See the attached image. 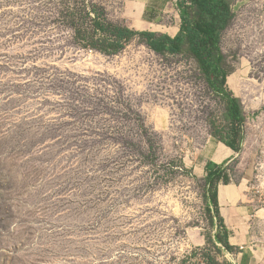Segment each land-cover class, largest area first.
I'll return each mask as SVG.
<instances>
[{
    "label": "rangeland",
    "instance_id": "1",
    "mask_svg": "<svg viewBox=\"0 0 264 264\" xmlns=\"http://www.w3.org/2000/svg\"><path fill=\"white\" fill-rule=\"evenodd\" d=\"M92 4L135 28L124 0H0V264H240L198 171L223 100L187 52L83 47ZM232 4L220 48L246 117L227 181L264 236V10Z\"/></svg>",
    "mask_w": 264,
    "mask_h": 264
},
{
    "label": "trees",
    "instance_id": "2",
    "mask_svg": "<svg viewBox=\"0 0 264 264\" xmlns=\"http://www.w3.org/2000/svg\"><path fill=\"white\" fill-rule=\"evenodd\" d=\"M179 0L177 9L180 17L179 30L175 36L154 31H138L126 25L109 21L103 9L90 5L79 11L81 20L89 17V26L80 25L75 28L77 38L83 47L98 50L112 55L120 52L135 37L145 43L158 54H176L187 52L194 57L214 93L223 100L224 119L227 127L213 130L211 135L220 143L238 152L243 135L241 126L245 120L240 99L227 88L228 80L225 55L220 48L222 32L229 26L234 17L232 0ZM226 161L216 164L208 161L205 164V176L202 178L204 189L209 193L206 201L214 217L222 229L217 240L226 248H231L229 236L231 232L219 215L217 203V185L228 183Z\"/></svg>",
    "mask_w": 264,
    "mask_h": 264
},
{
    "label": "crops",
    "instance_id": "3",
    "mask_svg": "<svg viewBox=\"0 0 264 264\" xmlns=\"http://www.w3.org/2000/svg\"><path fill=\"white\" fill-rule=\"evenodd\" d=\"M122 13L125 19L139 31H154L175 36L179 30L180 17L175 9L174 0H124ZM263 3L264 0H260ZM172 15L171 23L155 24V21ZM127 26V25H126ZM129 27V26H128ZM237 152L228 146L217 142L210 154L199 163L200 176H205V164L212 161L221 164L232 161ZM198 166V165H197ZM241 186L233 183L217 185V203L219 215L225 226L231 232L229 243L240 249V264H264V236L255 231V215L251 204L244 202ZM245 198V196H244Z\"/></svg>",
    "mask_w": 264,
    "mask_h": 264
},
{
    "label": "built area",
    "instance_id": "4",
    "mask_svg": "<svg viewBox=\"0 0 264 264\" xmlns=\"http://www.w3.org/2000/svg\"><path fill=\"white\" fill-rule=\"evenodd\" d=\"M178 1H179V0H174V1H173V3H174V5L176 6V8H177V3H178ZM186 1H187L186 3L189 4L188 0H186Z\"/></svg>",
    "mask_w": 264,
    "mask_h": 264
}]
</instances>
